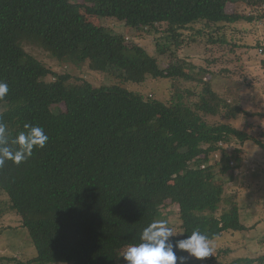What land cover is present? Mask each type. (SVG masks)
I'll return each mask as SVG.
<instances>
[{
  "label": "trees",
  "instance_id": "trees-1",
  "mask_svg": "<svg viewBox=\"0 0 264 264\" xmlns=\"http://www.w3.org/2000/svg\"><path fill=\"white\" fill-rule=\"evenodd\" d=\"M231 1L0 0V82L9 88L0 99L7 107L0 122L10 140L26 132V124L49 138L21 163L6 160L0 167V190L37 250L30 261L13 257L8 264H118L119 252L141 243L143 230L173 205L181 224L174 244L194 230L211 242L247 230L237 205L216 215L226 182L217 174L231 175L240 163L235 153L241 150L225 147L235 139L264 149L262 139L235 125L240 116L262 114L216 91L208 68L191 69L176 53L183 30L254 19L229 12ZM89 17L166 35L171 45L158 43L153 56ZM29 42L123 85L97 87L85 78L69 84L70 74L52 72L26 51ZM168 53L162 67L159 56ZM149 78L171 81L169 101L124 86ZM177 256L188 253L177 250ZM199 261L189 257L187 264ZM234 263L264 264V255Z\"/></svg>",
  "mask_w": 264,
  "mask_h": 264
},
{
  "label": "rangeland",
  "instance_id": "rangeland-1",
  "mask_svg": "<svg viewBox=\"0 0 264 264\" xmlns=\"http://www.w3.org/2000/svg\"><path fill=\"white\" fill-rule=\"evenodd\" d=\"M80 2V1H78ZM257 2V4H256ZM229 12L253 16L252 21L245 20L233 24L213 26L209 31L203 24L183 30V45L177 56L187 62L191 69L208 68L206 79L211 80L216 91L227 94L232 100L240 99L249 112H260L262 115L247 118L240 116L235 125L243 129L251 137L264 142V0H233L228 4ZM90 21L107 29H115L126 36L129 43L145 48L151 55L158 56L160 45H171L163 34H148L143 31H131L122 22L115 19L100 20L89 17ZM224 26L222 29L219 27ZM213 39V43L209 40ZM26 51L44 66L58 74H70L75 84L77 78H85L95 86L123 85L122 81L111 74L93 70L89 64H74L62 61L35 43L23 44ZM174 50L173 46L171 47ZM170 53L159 56L162 67L170 62ZM72 61V60H70ZM50 79H53L51 77ZM132 91L144 96H154L169 101L171 91L170 80H154L149 78L141 85L125 84ZM7 109L0 104V113ZM210 123L217 120L207 117ZM226 149L240 157V163L234 162V173L223 178L225 191L223 201L216 215L219 217L229 211L233 205L240 209L241 222L247 227L245 231L226 232L212 241L213 256L204 258L199 264H235L240 258H256L264 255V149L249 139L234 140ZM219 159V157H218ZM211 158V162H213ZM214 164V162H213ZM178 208L171 206L162 214L160 220L168 222L175 234L181 230L177 214ZM159 220V221H160ZM127 248L118 255V264H127L123 258ZM37 256V250L28 231L22 226L21 217L11 209L7 195L0 190V264H8L7 258H20L30 261ZM36 264V263H35ZM74 264V263H64Z\"/></svg>",
  "mask_w": 264,
  "mask_h": 264
},
{
  "label": "clouds",
  "instance_id": "clouds-1",
  "mask_svg": "<svg viewBox=\"0 0 264 264\" xmlns=\"http://www.w3.org/2000/svg\"><path fill=\"white\" fill-rule=\"evenodd\" d=\"M7 83L0 82V99L8 93ZM26 132H21L14 139L9 138L6 125L0 122V167L6 160L19 164L32 155L34 147L43 148L48 141L44 129L38 126L25 125ZM18 145L17 149L9 145ZM182 234V233H181ZM176 234L168 222H152L143 230L141 243L131 245L122 255L127 264H187L189 257L197 260L213 256L214 247L210 238L198 230L190 236L172 242ZM177 250L188 253V256H177Z\"/></svg>",
  "mask_w": 264,
  "mask_h": 264
}]
</instances>
